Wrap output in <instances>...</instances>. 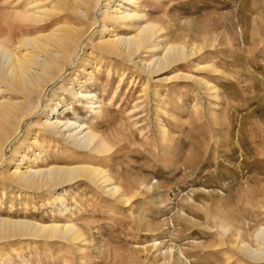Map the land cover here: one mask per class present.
Returning a JSON list of instances; mask_svg holds the SVG:
<instances>
[{
    "label": "rangeland",
    "instance_id": "374dc122",
    "mask_svg": "<svg viewBox=\"0 0 264 264\" xmlns=\"http://www.w3.org/2000/svg\"><path fill=\"white\" fill-rule=\"evenodd\" d=\"M32 1L0 0V42L11 49L25 34L44 31L62 17L73 19L64 11L35 23L24 20ZM51 1L40 0L46 9ZM136 1L145 15L141 21L161 28L162 46L178 43L197 52L146 72L142 63L155 61L159 50L128 62L92 50L89 61L97 71L83 93H95L102 112L91 122L85 108L74 109L108 150L68 149L59 138L55 146V136L38 127L37 116L23 124L44 147L31 145L40 154L34 168L100 165L126 199L106 193L94 179L34 190L0 176V217L67 222L80 233L75 240L5 236L0 264H264L243 248L257 247L255 234L264 225V0ZM107 4L134 8L128 0H102L92 8L79 57L97 41ZM108 25L121 35L135 33L133 27ZM72 70L62 76L64 85ZM90 70L92 65H84L79 77L86 79ZM54 84L50 92L66 100L59 105L73 99L60 80ZM58 194L63 199L54 198Z\"/></svg>",
    "mask_w": 264,
    "mask_h": 264
},
{
    "label": "bare ground",
    "instance_id": "6f19581e",
    "mask_svg": "<svg viewBox=\"0 0 264 264\" xmlns=\"http://www.w3.org/2000/svg\"><path fill=\"white\" fill-rule=\"evenodd\" d=\"M128 1L134 8L121 10L111 4L104 7L106 19L100 20L98 39L93 43L91 51L81 55L82 58L79 55L84 47L86 31H83V27L90 16L89 11L98 8L102 0H52L51 8L48 9L43 8L40 0L32 1L31 4L28 3L31 13L24 15V20L35 23L48 17L50 13L64 11L73 19L66 21L62 17L63 21L61 19L56 21L44 31L23 35L17 41L16 47H13L17 50L0 42V169L3 165L11 164V169L7 167L6 170H0L3 179L34 190L53 188L78 178L94 179L103 184L101 187L106 193L126 199L123 189L100 165L78 161L69 164L45 163L43 168H34L40 154L31 152V145L37 146L41 151L44 147L37 139V132L33 137H29L31 131L23 130V124L31 125V119L37 116L38 127L41 126L44 131L55 136L52 138L55 146L59 141L56 138H59L69 145L68 149L73 146L88 149L91 153H104L108 149L103 136L93 132L92 127L82 121L79 112L74 109L75 106L85 108L89 112L91 122L99 118L102 112L98 96L92 92L83 93L86 81L92 78L96 70V64L89 61L90 55L93 54L92 50H98L100 56L114 55L127 62L136 55L140 56V53L159 50L161 54L155 61H146L140 67L141 70L150 72L161 71L172 63L195 54L196 50L193 47L186 51L185 46L178 43H166L162 46L160 39L157 38L161 28L156 23L141 21L145 15L139 12L138 1ZM108 21L133 27L135 33L129 36L118 34L108 25ZM76 22L79 26L75 25ZM86 64L92 65V70L86 72L88 76L86 79H82L78 72L82 71ZM70 68H73L68 77L70 81L64 85L66 79L62 76L69 72ZM59 80L58 86L61 90L73 98L64 102L65 105H59L60 100L66 101L62 94L54 95L50 92L49 86ZM55 97L59 98L58 101H55ZM68 111L72 112V118L65 117ZM22 130L25 131L24 135H21ZM6 147L10 148L9 156H5ZM28 151L34 154L33 157L27 153ZM54 198L63 199L59 194ZM16 234L35 237L59 236L69 240H75L80 236L78 229L67 222L42 223L26 218L0 217V238ZM255 235L257 247L251 249L249 244L244 243L243 248L247 257L260 260L264 258V225L258 228Z\"/></svg>",
    "mask_w": 264,
    "mask_h": 264
}]
</instances>
